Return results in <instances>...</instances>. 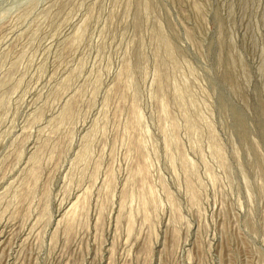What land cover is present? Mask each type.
I'll return each mask as SVG.
<instances>
[{
	"label": "rangeland",
	"instance_id": "rangeland-1",
	"mask_svg": "<svg viewBox=\"0 0 264 264\" xmlns=\"http://www.w3.org/2000/svg\"><path fill=\"white\" fill-rule=\"evenodd\" d=\"M0 264H264V0H0Z\"/></svg>",
	"mask_w": 264,
	"mask_h": 264
}]
</instances>
